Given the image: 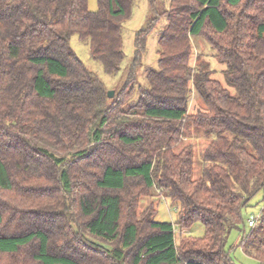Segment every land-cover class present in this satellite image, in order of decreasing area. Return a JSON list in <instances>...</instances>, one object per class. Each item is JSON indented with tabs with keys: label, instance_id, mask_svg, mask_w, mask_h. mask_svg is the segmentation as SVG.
<instances>
[{
	"label": "trees",
	"instance_id": "16d2710c",
	"mask_svg": "<svg viewBox=\"0 0 264 264\" xmlns=\"http://www.w3.org/2000/svg\"><path fill=\"white\" fill-rule=\"evenodd\" d=\"M149 2L148 17L167 18L159 66L124 110L70 39H87L116 73L133 0L95 11L87 0H0V191L14 203L0 197V264H238V248L264 264V0ZM190 38L209 43L235 93L206 63L188 65ZM193 91L203 108L188 113ZM189 126L211 138L196 178ZM259 192L249 226L243 211ZM154 193L173 219L157 220L152 201L135 215ZM196 222L204 233L176 244L175 228Z\"/></svg>",
	"mask_w": 264,
	"mask_h": 264
},
{
	"label": "rangeland",
	"instance_id": "374dc122",
	"mask_svg": "<svg viewBox=\"0 0 264 264\" xmlns=\"http://www.w3.org/2000/svg\"><path fill=\"white\" fill-rule=\"evenodd\" d=\"M98 0H87V8L90 11L98 9ZM158 7H168L169 0H156ZM149 0H133V5L130 10V16L122 22L121 36H122V49L123 60L120 63L119 70L115 72H106L101 62L93 59L90 56L88 40H80L76 34L70 39V44L77 56L82 60L86 68L94 72L102 82L105 92L113 91L112 97L107 102H115L117 105L122 106L124 110H131L136 104V100L139 96V87L144 89L149 84L146 80L147 71L150 68H156L159 66V49L160 45L158 39L162 31L167 28L166 15L155 19V15L148 17L150 12ZM170 3V2H169ZM169 8V7H168ZM162 10V8H158ZM148 18V19H147ZM146 27L143 29L145 24ZM138 35V39H136ZM145 41V50L141 54L138 50V56H136L134 62V73L130 74L129 69L135 57L136 48H140V42ZM191 54L189 56L188 65L197 66L199 61L206 63L211 72V77L218 79L225 86L228 87L223 74L225 70V64L221 63L215 57V51L210 47L209 43L204 38H190ZM141 49V48H140ZM192 88V87H191ZM232 93H235L233 87H228ZM193 89V88H192ZM108 96V94H107ZM203 108V101L200 99L196 92H192V96L188 103V113H193L197 109ZM118 115H120L118 113ZM184 125L185 122H182ZM190 127V126H189ZM183 146H190L192 150L193 159V177L196 178L201 173V157L205 152L210 139L205 136L204 133L198 131L194 127H190V131L184 135ZM178 149L180 146L177 147ZM0 197L8 200V206L14 205L12 203L11 195L9 193L1 192ZM154 193V197L144 196L137 199V205L135 207V215L140 216L143 211L153 202L154 206L157 205V220H171L175 217V211L173 210V203L170 200L164 201ZM250 206L246 207L243 211V217L247 221L250 216H258L263 206L262 192L257 193L251 200ZM23 210L27 211L33 208L30 204H18ZM36 208V207H35ZM19 209V208H18ZM51 209L56 211L60 209L57 205H52ZM122 222H126L125 219ZM204 233V226L200 222H196L190 229L176 227L175 228V240L178 244L183 235L201 236ZM238 232L233 231L229 237V244L233 245L237 241ZM184 237V236H183ZM234 259L238 264H254L255 261L247 257L241 250L236 249L232 253Z\"/></svg>",
	"mask_w": 264,
	"mask_h": 264
},
{
	"label": "built area",
	"instance_id": "2783aa9c",
	"mask_svg": "<svg viewBox=\"0 0 264 264\" xmlns=\"http://www.w3.org/2000/svg\"><path fill=\"white\" fill-rule=\"evenodd\" d=\"M257 218H258L257 216H256V217H254V216H250V217L248 218V220H247L248 225H249V226H253V225L256 223Z\"/></svg>",
	"mask_w": 264,
	"mask_h": 264
},
{
	"label": "water",
	"instance_id": "95a60500",
	"mask_svg": "<svg viewBox=\"0 0 264 264\" xmlns=\"http://www.w3.org/2000/svg\"><path fill=\"white\" fill-rule=\"evenodd\" d=\"M146 25H147V23L145 24V26L143 27V29L146 27ZM107 94H108L109 97H112L113 91H109Z\"/></svg>",
	"mask_w": 264,
	"mask_h": 264
}]
</instances>
